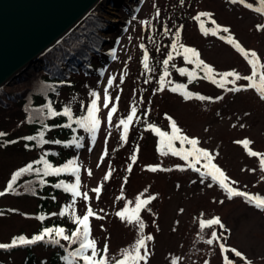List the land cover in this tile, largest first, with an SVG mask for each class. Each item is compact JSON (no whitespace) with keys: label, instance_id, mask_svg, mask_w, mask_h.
Segmentation results:
<instances>
[{"label":"rangeland","instance_id":"374dc122","mask_svg":"<svg viewBox=\"0 0 264 264\" xmlns=\"http://www.w3.org/2000/svg\"><path fill=\"white\" fill-rule=\"evenodd\" d=\"M123 1L111 0L92 10L108 21L106 27L99 30L105 39L100 49L111 41V33L119 25L122 27L118 28L110 51L105 50L111 53L110 59L96 74L83 80V97L88 94L95 100L99 122L95 124V134L86 138V145L73 155L78 175L72 180L78 188L70 187L72 193L73 190L77 193L69 200L70 212L75 216L92 210L93 215L88 219L89 241L94 242L97 254L103 245L107 246L104 264L124 259V253L133 248L136 240L147 236H152V240L145 241L147 264H225V258L232 264H264V211L241 197L228 199L227 193L210 177L202 180L200 173L207 171L206 161L199 159L193 163L191 156L187 160L182 158L193 151L192 145L179 141L178 146L183 150L180 156L156 153L152 131L139 129L136 121L142 115L148 124L163 130H168L174 122L181 136L196 139V147L213 157L211 162L224 172L229 182H236L229 186L264 198V166L260 160V155H264V99L260 98V89H264L260 80L264 75V23L261 15L229 0H194L188 2L189 6L185 2L181 10L187 8L189 15L185 13L181 21L172 23L165 20L163 12L158 13L169 23L167 30L171 33H164L165 27L148 33H154L158 47L166 54L171 53L173 58L168 63H178L180 57L175 50L187 45L197 50L202 60L216 71L230 70L242 77L235 80V84H228L225 90L200 80L191 90L205 99L182 100L169 91V77H165L161 90L157 63L149 59L147 67L143 65L141 53L149 35L135 33L132 27L137 19L149 13V1L139 0L128 10L124 20H120L118 14ZM173 1L158 3L174 6ZM200 11L210 17L204 20L206 32L199 31L192 18ZM168 18L176 19L173 15ZM224 28L228 32H224ZM252 52L256 53L255 57H251ZM253 65L256 73L253 80L243 79L253 75ZM32 69L19 77L29 75ZM110 78L111 85L108 84ZM253 84L254 87L250 86ZM233 87L239 90H228ZM17 113V107L0 110V131L6 134L0 138V192L8 191L6 186L14 172L36 154L25 148L24 140L13 141L27 133ZM129 115L133 119L125 130L120 121L127 120ZM244 141L250 143L245 146ZM250 151H256L258 156H250ZM148 166L157 168L153 171ZM195 169L199 171H193ZM97 188L99 192L95 191ZM137 197L141 200L154 197L138 213L142 229L136 223L127 222V217L136 220L133 212ZM63 199L59 194L58 201ZM38 204L37 199L27 195L6 192L0 197V243H8L14 235L30 236L39 230V219L29 216L42 211ZM125 209L126 219L122 220L117 213ZM214 218L220 219L223 228L212 225L201 229V220ZM213 232L217 239L209 245L207 240L212 239ZM221 244L226 251H221ZM232 249L239 251L242 257H236ZM29 253L18 250L1 255L0 264H24ZM32 253L34 257L29 264L63 263L60 257H53L50 250L42 247L34 248ZM87 253L91 255L90 250Z\"/></svg>","mask_w":264,"mask_h":264},{"label":"trees","instance_id":"16d2710c","mask_svg":"<svg viewBox=\"0 0 264 264\" xmlns=\"http://www.w3.org/2000/svg\"><path fill=\"white\" fill-rule=\"evenodd\" d=\"M148 1L151 5L149 13L139 19L135 18L137 20L132 27L135 33H144V37L147 36L149 31L158 30L159 27V30L163 27L166 28L164 33H171L167 30L170 27V25L167 26L169 23L165 22L158 13L163 12L165 20H170L171 23L177 22L185 16V13L189 15L187 8L181 10L184 3L186 2L189 6L188 2L192 3L194 0H174V6L158 3L163 0ZM229 1L232 2V0ZM136 2L138 1L129 2L128 0H124L119 8V12L125 16L127 10L131 9ZM236 2L260 14L264 23V3H261L260 0H236ZM200 13L206 12L200 11L192 15V18L199 31L206 32L204 20H208L210 17L206 15L200 16L197 19ZM168 15H173L176 19L172 20L168 18ZM105 24L106 21L101 16L93 13L89 14L81 24L44 54L43 67L36 68L25 77H18L10 85L0 89V110L17 107V119L20 120L19 123L21 125L23 124L27 128V133L23 137L15 138L13 141H20L22 139L27 150L36 151L35 157L18 168L14 173L27 167L29 164L32 165V169L20 175L15 181L13 189L4 191V193L27 195L35 198L39 201V208L42 209L36 215L29 214V216L39 219L41 223L39 230L30 236L24 234L14 235L12 239L20 235L31 239L34 235L42 233L46 228L54 230L50 235H46L43 240L34 244L17 245L10 249H0V256L10 255L18 250H27L30 253L27 255L28 258H26L27 260H25L24 264H29L34 257L32 250L36 247H42L50 250L53 257H60L63 261L62 264H68L65 257H68L69 253L79 248L80 241L71 237V233L78 232L80 238L83 239L84 225L78 224L77 221L87 214L85 211H82L80 214L74 216L70 212L69 200L74 198L70 187L73 188L75 186L76 190L78 188L77 185L73 184L72 180L73 176L78 175L73 155L79 148L86 145V138L88 139V137L95 134V131H89L84 123H77L81 117H87L88 109L92 107L93 101H95L88 94L85 98L83 97L85 83L83 80L89 79L90 74H96V71L110 59V48L118 36V28L122 27L120 25L115 32H112L110 35L112 37L109 39L111 41L103 49H100L105 39L99 34V30ZM215 29L213 28L212 30L216 32ZM145 42L146 47L141 53L144 63L147 64L149 59L153 63H157L159 67L157 71L160 78L167 71L168 75L166 77H169L171 81V84L168 85L169 91L179 96L182 100L199 98V94L191 90V86L200 80L207 81L212 86L222 90L227 89V85L231 83L229 77L223 80L221 77L223 73L232 71H216L211 65L202 60L197 50L190 46L183 45L186 48L194 49L198 54L196 57L188 54L190 59L196 62L203 61L204 64L209 65L213 69L212 73H207L203 66L196 67V63H186L183 58V49L180 46L175 50V54H178L180 57L179 62H171L165 65L164 59L166 56L168 59L170 52L166 54V51L158 47V39L154 37V33L153 35H149ZM108 48L109 51L106 52L105 50ZM145 55L148 57L147 61L144 59ZM179 69H184V73H181ZM189 73H192L191 80L189 79ZM179 85H184V87H179ZM186 92L191 94L187 99L184 95ZM97 108L95 106L93 109V114H96L95 118L93 117L96 123L99 122ZM136 121L139 129L148 128L152 131L151 136L156 153L180 156L173 154V151L181 152V147L178 146L179 139L172 140L171 148L168 147L170 142L169 136L172 134L171 126L168 130H163L154 124H148V120L144 119L142 115H139ZM157 129L168 135L160 136L156 131ZM0 132L5 133L4 131ZM46 164L50 165V168H46ZM65 165H68V167L65 168ZM56 168L63 169V171L57 174L52 171V169ZM148 168L152 170L154 167L148 166ZM73 169H75V174H73ZM46 172L47 174H45ZM216 183L220 187L219 183ZM223 191L226 193L224 189ZM59 194L63 195L64 199L62 202L58 201ZM241 198L245 200L243 197ZM145 199L147 198L143 200ZM249 204L253 206L252 203ZM144 206L142 205L141 208ZM86 224L89 226V221ZM59 228L64 229L62 234H58L55 231V229ZM89 231L88 229V241L90 238ZM65 235L69 236L70 239H63ZM11 240L8 243H11ZM104 249L105 246L103 245L97 254V259L104 260ZM86 254L89 255L88 253ZM69 259L71 264H84L82 258L70 257ZM118 260H121V258L116 261ZM116 261L111 264H116Z\"/></svg>","mask_w":264,"mask_h":264},{"label":"snow or ice","instance_id":"6c2138e0","mask_svg":"<svg viewBox=\"0 0 264 264\" xmlns=\"http://www.w3.org/2000/svg\"><path fill=\"white\" fill-rule=\"evenodd\" d=\"M233 3L236 2V0H232ZM261 3H264V0H260ZM208 14L206 13H200L199 16L197 17V19H199L200 16H206ZM224 32H228L227 28L223 29ZM175 47V46H174ZM237 48H239V45H236ZM180 48L183 49V53H184V60L186 63H196V67H201L203 66V68L206 70L207 73H212L213 69L207 65L204 64L203 61H193L190 59L188 54H191L192 57H196L198 54L196 53V51L194 49L191 48H186L183 45H180ZM242 50V49H241ZM243 51V50H242ZM256 53L252 52L251 53V57H255ZM173 57L171 55V53L168 56V59H166L164 61V64L167 65L169 60H171ZM145 61H147L148 57L145 55L144 57ZM145 67H147V64H145ZM255 65H253V75L249 76V77H243V79H247L249 81H252L253 78L255 77L256 73L254 71ZM179 71L181 73H184V69H179ZM168 75L167 71H165L164 75L161 76L160 78V82H161V90H163V82L165 77ZM192 77V73H189V79L191 80ZM226 77H233L234 79L231 81V83L235 84V80L241 79L242 77H240L237 73L235 72H226L222 74L221 79L223 80ZM260 80L262 83H264V75H261ZM213 83H215V81H213ZM108 84L111 85L112 84V79L110 78L108 80ZM250 86H255L250 85ZM179 87H184V85H179ZM175 90V89H173ZM229 91H238L239 89L233 87L231 89H228ZM185 98L187 99L188 96H190V93H185ZM201 100L205 99V97L200 96L199 97ZM260 98L264 99V89H260ZM107 100L108 97L107 95H105V107H107ZM95 107V101H93L92 107H90L88 109V115L87 117H81V119L79 121H77V123H84L89 131H95V119L93 118V109ZM114 111V109H113ZM135 112V109H133V113ZM112 112H109V117H111ZM133 116L129 115L127 117V120H121L120 123L122 125H124L125 130H127V126H128V122L132 121ZM172 128V134L169 136V144L168 147L171 148V141L175 140V139H179L182 143L186 142L190 145H192L193 151L189 152L186 156L182 155L183 159H188L189 156H191L193 158V163L195 162H199V159H203L204 161H206V163L204 164L205 169H207V171L201 173V179L203 180L204 177H210L211 180L213 182H218L220 187L223 188L227 195H228V199H232L233 197H243L245 199L246 202L248 203H252L254 207L260 209L261 211H264V198H261L260 196H254L250 193L247 192H243V191H239L237 189H235L234 187L229 186V184H235V181H231L229 182L228 177L225 176L224 172L221 171V169L219 167H217L215 164H213L211 161L213 159V157L206 151L203 150L201 148H197L196 145L198 143V141L196 139H189L187 136H181L179 135L180 129L176 127V124L173 122L171 125ZM158 132V134L160 136H166L168 135L167 133L164 132H160L159 129L156 130ZM6 136L5 133L0 132V138ZM28 139H32V138H28ZM11 143V141H10ZM250 142L249 141H244L245 146H247ZM77 147H79V145H77ZM183 152V150H181V152H176L173 151L174 155H181V153ZM249 155L252 157H256L258 156V153L256 151H250ZM260 160H261V164L262 166H264V155H260ZM71 163V162H69ZM192 166V165H190ZM68 165H65V168H67ZM46 168H50V165L46 164ZM32 169V165L29 164L27 167L20 169L19 171H17L16 173L13 174L11 181L7 184L6 186V190H12L13 189V185L15 184V181L18 179V177L20 175H22L24 172H28ZM153 171H155L156 169L153 168ZM196 171H199V169H195ZM52 171H54L55 173H60L61 171H63V169L60 168H56V169H52ZM47 174V172L45 173ZM73 174H75V169H73ZM211 186V185H209ZM57 187H59V185H57ZM95 191L99 192L100 189L97 188ZM4 192H0V195H4ZM76 192L75 190H73V197L76 196ZM150 199H154V197H149V199H145V200H141L140 197H137L136 199V204H135V211L133 212V215L136 216V220L133 221V219L131 217H127V222L128 223H136L139 225V227L142 229L143 228V223L139 220V216L138 213L141 210V206L142 205H146ZM221 203H223V201H221ZM127 211V209L120 211L117 213V216L120 217L122 220H125V212ZM62 214V213H61ZM93 215V212L91 209L88 210L87 215H85L82 219H79L77 221L78 224H83L84 225V230H83V239L80 238V235L78 232H72L71 233V237L76 238L77 240L80 241L79 243V248L76 249L74 252L69 253L68 257H65V260L68 262V264H71L70 261V257L71 258H82L84 261V264H104V260L103 259H97V250L94 247V242H90L88 241V226L86 224V221H88L89 217ZM212 225H219V227L223 228V224L220 222L219 218H214V219H209V220H201L200 221V227L201 229H204L206 226H212ZM54 230L53 229H44L42 233L34 235L31 239L26 238L23 235H20L18 237H14L11 240V243H0V249H10L13 248L17 245H29V244H34L38 241H41L44 239V237L46 235H50ZM55 231L58 234H62L64 232V229L59 228V229H55ZM63 239L68 240L70 239L69 236L65 235L63 236ZM217 239V235L215 232L212 233V239L207 240V243L209 245H211L213 243V241ZM146 240H152V236H147V237H142L141 239L136 240L135 245L133 246V248L130 251H126L124 253V259L118 260L116 261V264H129V262H131V264H140L141 261H144L145 264H147V256H148V252H147V248H146ZM75 242V241H74ZM91 251V255H87L86 253L88 251ZM143 250V252H142ZM104 251H107V246H105ZM221 251H226V249L224 248V246L221 244ZM231 251L234 252L236 257H242V254L239 251H236L235 249H232ZM225 264H232V262L230 260H228L227 258H225Z\"/></svg>","mask_w":264,"mask_h":264},{"label":"water","instance_id":"95a60500","mask_svg":"<svg viewBox=\"0 0 264 264\" xmlns=\"http://www.w3.org/2000/svg\"><path fill=\"white\" fill-rule=\"evenodd\" d=\"M100 1L0 0V89L40 62Z\"/></svg>","mask_w":264,"mask_h":264},{"label":"bare ground","instance_id":"6f19581e","mask_svg":"<svg viewBox=\"0 0 264 264\" xmlns=\"http://www.w3.org/2000/svg\"><path fill=\"white\" fill-rule=\"evenodd\" d=\"M107 3H108V0H102V1H100L98 4H99V6L102 5V7H103V6H105V4H107ZM99 6H97V7H99ZM33 63H34V64H33L32 67H34V66L40 64V62H38V61L33 62Z\"/></svg>","mask_w":264,"mask_h":264}]
</instances>
